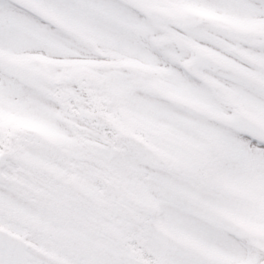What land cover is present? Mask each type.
I'll return each instance as SVG.
<instances>
[{"label": "snow or ice", "instance_id": "snow-or-ice-1", "mask_svg": "<svg viewBox=\"0 0 264 264\" xmlns=\"http://www.w3.org/2000/svg\"><path fill=\"white\" fill-rule=\"evenodd\" d=\"M0 264H264V0H0Z\"/></svg>", "mask_w": 264, "mask_h": 264}]
</instances>
